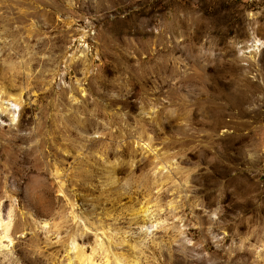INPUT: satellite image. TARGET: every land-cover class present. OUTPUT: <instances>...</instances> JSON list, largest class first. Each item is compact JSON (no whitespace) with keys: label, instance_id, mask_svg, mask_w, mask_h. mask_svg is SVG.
Wrapping results in <instances>:
<instances>
[{"label":"rangeland","instance_id":"rangeland-1","mask_svg":"<svg viewBox=\"0 0 264 264\" xmlns=\"http://www.w3.org/2000/svg\"><path fill=\"white\" fill-rule=\"evenodd\" d=\"M4 235L0 264H264V0H0Z\"/></svg>","mask_w":264,"mask_h":264},{"label":"bare ground","instance_id":"bare-ground-1","mask_svg":"<svg viewBox=\"0 0 264 264\" xmlns=\"http://www.w3.org/2000/svg\"><path fill=\"white\" fill-rule=\"evenodd\" d=\"M18 96H19V95H18ZM18 96L11 97V99H12L16 104L19 102L18 100H19L20 97H18ZM16 104H15V105H16ZM5 233H6V232H5ZM5 237H6L5 235H4L3 237H1V238H0V242H1V240H3ZM67 261H68V262H67L66 264H72L71 261L68 260V258H67ZM85 261H86V260H84V259H83V260H80V261H79V264H85ZM88 264H91V263L89 262Z\"/></svg>","mask_w":264,"mask_h":264}]
</instances>
